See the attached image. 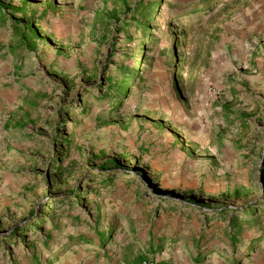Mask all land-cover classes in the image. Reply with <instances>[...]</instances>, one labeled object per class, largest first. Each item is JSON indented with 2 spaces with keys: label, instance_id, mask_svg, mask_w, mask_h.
Instances as JSON below:
<instances>
[{
  "label": "rangeland",
  "instance_id": "obj_1",
  "mask_svg": "<svg viewBox=\"0 0 264 264\" xmlns=\"http://www.w3.org/2000/svg\"><path fill=\"white\" fill-rule=\"evenodd\" d=\"M125 1L12 0L0 264H264V0Z\"/></svg>",
  "mask_w": 264,
  "mask_h": 264
},
{
  "label": "trees",
  "instance_id": "obj_2",
  "mask_svg": "<svg viewBox=\"0 0 264 264\" xmlns=\"http://www.w3.org/2000/svg\"><path fill=\"white\" fill-rule=\"evenodd\" d=\"M123 4H127L125 0H121ZM155 2H151L148 4V7L144 9V11H141L140 15L147 16V10L153 6H155ZM25 7L24 6H13L12 5V0H0V27L5 25L7 22H11L15 28V31L18 32L20 39L24 43H30L29 41V36L27 34V31H32L34 34H36L34 30V24L33 23H24V21L17 19L16 15L17 14H24ZM153 13L151 12L149 15L151 16ZM150 18V17H149ZM140 26H143V29L148 30L149 29V24L150 22L147 21H138ZM143 50H140L139 52H134L135 53V60L138 63L143 62ZM133 53V54H134ZM139 73L133 70L129 71H122V79L124 80L123 83H118L119 85V90H113L112 97L117 98L122 95H125L128 92L129 86L135 81L136 77L139 76ZM244 211L243 213H246ZM105 237V234H101L98 237V241L102 240L101 242L103 243V238ZM150 246L149 249H143L140 254L136 255V257L133 259L134 264H143V261L145 260H151L153 264H162L156 262L154 259H150L151 256L155 253H157L161 247L159 245H155V243H148Z\"/></svg>",
  "mask_w": 264,
  "mask_h": 264
},
{
  "label": "crops",
  "instance_id": "obj_3",
  "mask_svg": "<svg viewBox=\"0 0 264 264\" xmlns=\"http://www.w3.org/2000/svg\"><path fill=\"white\" fill-rule=\"evenodd\" d=\"M14 5H15V3H14ZM153 256V255H152ZM151 256V258L150 259H153V257ZM105 260H103L102 262H100V264H134L132 261L133 260H131V258L129 257V255L127 254V253H125V256L123 257V259H121L122 261L119 263H115L114 261H111V259H106V258H104ZM155 260V259H154ZM156 261V260H155ZM157 262V261H156ZM158 263H162V264H167V263H165V262H158Z\"/></svg>",
  "mask_w": 264,
  "mask_h": 264
},
{
  "label": "built area",
  "instance_id": "obj_4",
  "mask_svg": "<svg viewBox=\"0 0 264 264\" xmlns=\"http://www.w3.org/2000/svg\"><path fill=\"white\" fill-rule=\"evenodd\" d=\"M143 264H153V262L151 260H145L143 261Z\"/></svg>",
  "mask_w": 264,
  "mask_h": 264
}]
</instances>
